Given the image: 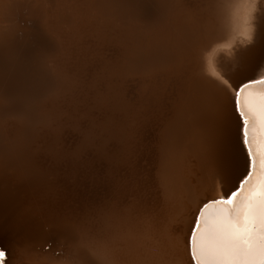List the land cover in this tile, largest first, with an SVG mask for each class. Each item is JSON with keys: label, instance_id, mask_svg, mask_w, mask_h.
Returning a JSON list of instances; mask_svg holds the SVG:
<instances>
[{"label": "bare ground", "instance_id": "6f19581e", "mask_svg": "<svg viewBox=\"0 0 264 264\" xmlns=\"http://www.w3.org/2000/svg\"><path fill=\"white\" fill-rule=\"evenodd\" d=\"M263 77L264 0H0L5 264H264L246 183L189 240L264 157Z\"/></svg>", "mask_w": 264, "mask_h": 264}, {"label": "snow or ice", "instance_id": "6c2138e0", "mask_svg": "<svg viewBox=\"0 0 264 264\" xmlns=\"http://www.w3.org/2000/svg\"><path fill=\"white\" fill-rule=\"evenodd\" d=\"M211 53L209 52V57ZM209 70H212V60L209 59L207 63ZM245 88L253 87L259 93L260 96V110L259 117L264 122V80L255 81L254 84H245ZM243 88L237 86L236 97L234 98V104L239 116L242 119V129H244L243 142L251 145V141L247 138L246 128L249 123L255 124L257 120L256 109L251 105H246L243 99ZM249 156L252 158L253 170L249 173V179L245 181L248 185L244 192L243 197H246V202H243V207L239 210L232 209L233 213L236 214V223L238 226L244 227L246 231H250V225L254 222L259 215L262 222H264V181H259L260 172L256 168V160L264 159V157H257V154L249 148ZM259 181L258 184L253 185L252 181ZM241 195L237 192H232L230 198L226 200L216 201V203L232 205L236 200V197ZM199 225H197L198 227ZM247 243V239L244 241ZM194 243V241H193ZM6 251L0 250V264H5Z\"/></svg>", "mask_w": 264, "mask_h": 264}, {"label": "water", "instance_id": "95a60500", "mask_svg": "<svg viewBox=\"0 0 264 264\" xmlns=\"http://www.w3.org/2000/svg\"><path fill=\"white\" fill-rule=\"evenodd\" d=\"M260 80H264V77H263L262 79L255 80V81H260ZM255 81H251V82H248V83H245V84H254ZM245 84H243V85L240 86L239 88H245V87H244ZM249 173H251L250 167H249V171H248L246 177L243 178V180L239 183V187H238L236 190H234L233 192L240 193L242 185H244V184H245V181H247V180L249 179ZM230 196H231V194H230L226 199L230 198ZM226 199H224V200H226ZM220 200H223V199H217L216 201H220ZM216 201L208 202V203L204 204V205L202 206V208L199 210V213L197 214L196 221H195V223H194L193 229H192V231H191V233H190V238H189L190 243H191V240H192V238H193V234L196 232V230H197V228H198L197 225H199V217H200V213H201V211H202L207 205L212 204V203H216Z\"/></svg>", "mask_w": 264, "mask_h": 264}, {"label": "rangeland", "instance_id": "374dc122", "mask_svg": "<svg viewBox=\"0 0 264 264\" xmlns=\"http://www.w3.org/2000/svg\"><path fill=\"white\" fill-rule=\"evenodd\" d=\"M46 250H48V246H46V248H45Z\"/></svg>", "mask_w": 264, "mask_h": 264}]
</instances>
